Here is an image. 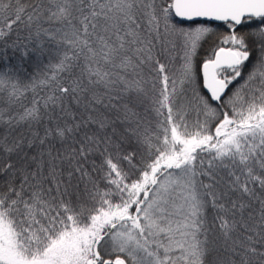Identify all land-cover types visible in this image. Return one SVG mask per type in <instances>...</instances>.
<instances>
[{
	"label": "snow or ice",
	"instance_id": "obj_1",
	"mask_svg": "<svg viewBox=\"0 0 264 264\" xmlns=\"http://www.w3.org/2000/svg\"><path fill=\"white\" fill-rule=\"evenodd\" d=\"M0 264H264V0H0Z\"/></svg>",
	"mask_w": 264,
	"mask_h": 264
},
{
	"label": "trees",
	"instance_id": "obj_2",
	"mask_svg": "<svg viewBox=\"0 0 264 264\" xmlns=\"http://www.w3.org/2000/svg\"><path fill=\"white\" fill-rule=\"evenodd\" d=\"M175 23L177 24L178 27L187 28L189 26V23L181 22V21L177 20L176 18H175ZM193 26H195V25H193ZM205 47L207 48V45H205ZM9 55H10V53H9ZM4 62H5V64L8 63L7 56L4 57ZM15 62H17V61L13 60V63H15ZM46 63H47V58L44 59L43 63H40V69H43Z\"/></svg>",
	"mask_w": 264,
	"mask_h": 264
},
{
	"label": "water",
	"instance_id": "obj_3",
	"mask_svg": "<svg viewBox=\"0 0 264 264\" xmlns=\"http://www.w3.org/2000/svg\"><path fill=\"white\" fill-rule=\"evenodd\" d=\"M177 20L181 21L180 18L176 17ZM181 22H184V23H190V22H187V21H181Z\"/></svg>",
	"mask_w": 264,
	"mask_h": 264
}]
</instances>
